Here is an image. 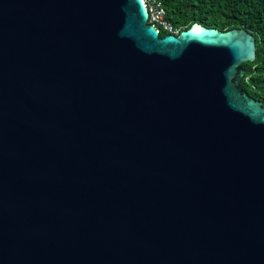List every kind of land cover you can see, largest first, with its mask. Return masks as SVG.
<instances>
[{"label":"water","instance_id":"1","mask_svg":"<svg viewBox=\"0 0 264 264\" xmlns=\"http://www.w3.org/2000/svg\"><path fill=\"white\" fill-rule=\"evenodd\" d=\"M256 59L146 0H0V264H264Z\"/></svg>","mask_w":264,"mask_h":264},{"label":"trees","instance_id":"2","mask_svg":"<svg viewBox=\"0 0 264 264\" xmlns=\"http://www.w3.org/2000/svg\"><path fill=\"white\" fill-rule=\"evenodd\" d=\"M150 0H147V3ZM180 32L194 23L221 31L246 29L256 38L257 59L243 64L244 89L264 106V0H155ZM150 3V2H149ZM161 36L168 32L160 27Z\"/></svg>","mask_w":264,"mask_h":264},{"label":"built area","instance_id":"3","mask_svg":"<svg viewBox=\"0 0 264 264\" xmlns=\"http://www.w3.org/2000/svg\"><path fill=\"white\" fill-rule=\"evenodd\" d=\"M149 2L147 4L150 12V22L157 26L159 30L161 27L166 30L168 34L179 35V31L176 30L173 24L166 20L165 11L161 8L160 3L155 0H150Z\"/></svg>","mask_w":264,"mask_h":264}]
</instances>
